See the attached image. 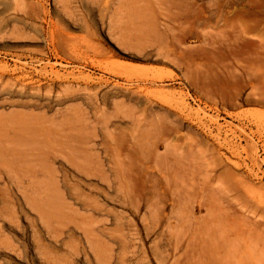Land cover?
Returning a JSON list of instances; mask_svg holds the SVG:
<instances>
[{
  "label": "rangeland",
  "instance_id": "obj_1",
  "mask_svg": "<svg viewBox=\"0 0 264 264\" xmlns=\"http://www.w3.org/2000/svg\"><path fill=\"white\" fill-rule=\"evenodd\" d=\"M263 18L0 0V264H264Z\"/></svg>",
  "mask_w": 264,
  "mask_h": 264
},
{
  "label": "bare ground",
  "instance_id": "obj_2",
  "mask_svg": "<svg viewBox=\"0 0 264 264\" xmlns=\"http://www.w3.org/2000/svg\"><path fill=\"white\" fill-rule=\"evenodd\" d=\"M256 12L257 11H249V13H248V17L245 19V21H244V25H243V33H245V32H249L254 26L253 25H255V23L258 21V19H259V17L257 16V14H256ZM240 16H242L240 13H237L236 14V17H240ZM264 19V18H263ZM248 21V22H247ZM258 23H259V21H258ZM261 23H262V21H261ZM242 24H243V22H242ZM260 25V24H259ZM242 29V28H241ZM262 59V58H261ZM260 83H262L263 84V79H258V80H256V86H257V84L259 85ZM255 86V85H254ZM253 86V87H254ZM263 86V85H262ZM258 87V86H257ZM256 90H257V88H256ZM262 90H263V87H262Z\"/></svg>",
  "mask_w": 264,
  "mask_h": 264
}]
</instances>
